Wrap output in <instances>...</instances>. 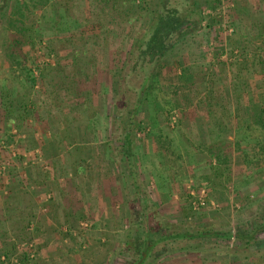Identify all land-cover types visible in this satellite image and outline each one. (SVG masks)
Listing matches in <instances>:
<instances>
[{
	"label": "rangeland",
	"instance_id": "1",
	"mask_svg": "<svg viewBox=\"0 0 264 264\" xmlns=\"http://www.w3.org/2000/svg\"><path fill=\"white\" fill-rule=\"evenodd\" d=\"M160 2L0 0V264H130L148 218L264 222V0H199L136 105L120 80ZM257 237L163 264H264Z\"/></svg>",
	"mask_w": 264,
	"mask_h": 264
},
{
	"label": "trees",
	"instance_id": "2",
	"mask_svg": "<svg viewBox=\"0 0 264 264\" xmlns=\"http://www.w3.org/2000/svg\"><path fill=\"white\" fill-rule=\"evenodd\" d=\"M198 4L199 0H161L159 7L155 11V18L152 20V27L149 29V32L137 41L139 55L142 57L141 60L133 66L128 77L123 78L121 76L120 80V83L125 85L123 94L125 96L128 94L132 95V98L137 102L136 105L141 102L145 90L150 88L152 83H154L153 71L156 60L174 51L175 43H178L181 38L188 36V30L192 28L190 27V23L193 15L197 13L196 8L199 6ZM144 37L147 40L143 48L140 46L143 41L140 40ZM146 57H149V59L147 60ZM115 118L118 119L119 116H115ZM125 137L127 138H125V141L129 145V130L125 132ZM126 155L130 156L128 148L126 149ZM144 223L143 226L141 224L138 225L140 231H136L135 235V237L138 236L139 238L138 251L131 258L130 264L168 263L175 256V252H178V254L190 252V249H193L191 245L199 238L207 240L219 239L222 241L234 239L235 244L248 246L258 240L257 236L259 233L264 232V222L253 228L250 232H245L242 229L237 231L231 229L219 231L202 229L194 232L189 229L169 230L163 228L153 233H151L153 226L149 223V218ZM132 237L133 235L129 234L128 239ZM131 240H126L127 246L136 247V242H131ZM167 246H169L167 250L173 249L174 251L170 255L168 254L169 257L167 259L162 260L160 251L162 253L166 249L164 247ZM161 247L163 248L161 249Z\"/></svg>",
	"mask_w": 264,
	"mask_h": 264
},
{
	"label": "crops",
	"instance_id": "3",
	"mask_svg": "<svg viewBox=\"0 0 264 264\" xmlns=\"http://www.w3.org/2000/svg\"><path fill=\"white\" fill-rule=\"evenodd\" d=\"M58 143V142H57ZM63 145H65V143H63ZM75 144H73V146H74ZM67 153H65V155H66ZM63 156H61V158H62ZM66 157H68V155L66 156Z\"/></svg>",
	"mask_w": 264,
	"mask_h": 264
}]
</instances>
